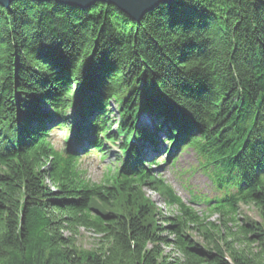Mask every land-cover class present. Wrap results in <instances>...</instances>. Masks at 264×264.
<instances>
[{"label": "trees", "instance_id": "trees-1", "mask_svg": "<svg viewBox=\"0 0 264 264\" xmlns=\"http://www.w3.org/2000/svg\"><path fill=\"white\" fill-rule=\"evenodd\" d=\"M84 134L102 159L120 151L103 184L69 149ZM161 134L171 169L195 157L187 201L129 139ZM245 206L256 220H238ZM0 264H264V0H175L139 22L104 3L0 6Z\"/></svg>", "mask_w": 264, "mask_h": 264}, {"label": "rangeland", "instance_id": "rangeland-1", "mask_svg": "<svg viewBox=\"0 0 264 264\" xmlns=\"http://www.w3.org/2000/svg\"><path fill=\"white\" fill-rule=\"evenodd\" d=\"M109 113L107 115V118L111 120L113 123L118 122V114L116 112L115 105L113 103H109ZM72 115V112L69 113V118ZM144 116L142 117V119ZM145 119V118H144ZM149 121V119H146V123ZM150 123V121H149ZM150 125V124H149ZM114 126V125H113ZM116 125L112 128V131H114L116 128ZM115 128V129H114ZM57 132V131H56ZM164 138L163 136H159V139L162 140ZM53 142L56 148H61L62 146H65L64 142V134L61 132L53 133ZM164 140V139H163ZM162 142V141H159ZM150 145L147 146V148ZM115 149V147L111 146ZM106 148V147H105ZM107 148H109V145H107ZM112 150L110 155L106 157V159H101L99 155H91L86 154L82 155L83 159L81 162V168L84 171H87L88 177L95 183V184H103L107 178L110 177V173L108 170L115 169L118 165L116 164V157L115 155H118V151ZM142 151H144V148H142ZM146 151V150H145ZM177 157V156H176ZM158 164H161V168L156 169L158 175L160 178L163 179L164 183L169 185L174 192V194H177V197L188 200V194L185 192L182 182L186 179V175H183V171L186 169H189L190 166L196 165L195 157L193 153L190 150H186L182 152L176 162L174 163V167L171 169L168 166H165L162 162L157 161ZM155 171V170H154ZM183 175V176H181ZM181 177V180H179ZM187 183L197 190H199L201 193H209L208 192V182L206 179H204L199 173L193 174L192 177L188 178ZM144 193L156 204L158 209L164 210V206L161 203V199L153 192H150L148 189H145ZM210 196L211 193H209ZM200 209L199 207H195V210ZM167 212H165L166 214ZM240 219H257V216L252 209L247 206L241 207L239 211V217ZM210 221L215 222L217 221V217H213L210 219ZM77 244L80 249H89L92 245V238L88 233H81V236L77 240Z\"/></svg>", "mask_w": 264, "mask_h": 264}, {"label": "bare ground", "instance_id": "bare-ground-1", "mask_svg": "<svg viewBox=\"0 0 264 264\" xmlns=\"http://www.w3.org/2000/svg\"><path fill=\"white\" fill-rule=\"evenodd\" d=\"M175 1V0H174ZM173 1V2H174ZM143 117V116H142ZM142 117L140 118L139 117V119L137 120V126H139L140 128L141 127H143V126H145V125H148L149 127H154V123H155V121L153 120V122H151L150 120V123H149V121L146 123V119H148V118H146V116H144V118L142 119ZM72 119V118H71ZM158 123V122H157ZM117 124V123H116ZM150 124V125H149ZM115 126V125H114ZM113 126V127H114ZM116 129H117V126L115 127ZM114 128V129H115ZM116 129L114 130V132L116 131ZM59 132H61V133H63L64 134V131H59ZM85 136H82V138L81 139H78V138H76L75 136L73 137V138H70V142H71V145L69 146V149H71L72 151H74L79 157H81L82 159H83V156L84 155H86V154H89V153H91V155H99V156H101V154L102 153H100V154H97L96 152H95V150L94 151H90L92 148V146H93V144H94V142H96V139L94 138V135H88V134H84ZM159 135V134H158ZM160 136H163L162 134L160 135ZM127 138V136H125V135H120V136H118V140L117 141H115L116 143L118 142V144H119V142H121L122 140H125ZM129 139H130V142L131 143H133L134 142V139L133 138H130L129 137ZM113 140V139H112ZM74 141H76V142H74ZM110 142H111V140L109 141V142H107L106 144L107 145H109V148H107V150H109V151H105L106 152V154L104 155V157H103V159H106V157H108V155H110V153H111V151L112 150H115V149H118L116 146H113V145H111L110 144ZM141 142V141H140ZM159 142V141H158ZM156 144H158V143H156ZM105 146V145H104ZM111 146H113V147H115V149L114 148H112ZM85 151V152H84ZM167 151H169V152H171V153H173V152H175L176 151V149H172V148H167V147H164V148H160L159 146H155L154 148L153 147H151V148H147L146 149V159H148V160H151V159H153V158H156L157 159V161H163L162 160V158H165L166 157V154H167ZM83 155V156H82ZM144 156H145V153H144ZM145 158V157H144ZM82 159H81V161H82ZM196 167V166H195ZM197 170H198V168H197ZM198 172H199V170H198ZM230 172H231V174H233V176H235L236 175V169L235 170H233V169H231L230 170ZM81 178H83V179H85L86 181L85 182H89V183H93V184H95L89 177H88V173H87V171H84L83 172V174L81 175ZM106 181V180H105ZM203 194V193H202ZM203 196H206V197H208V198H211V196L209 195V193L207 194L206 192L203 194Z\"/></svg>", "mask_w": 264, "mask_h": 264}, {"label": "water", "instance_id": "water-1", "mask_svg": "<svg viewBox=\"0 0 264 264\" xmlns=\"http://www.w3.org/2000/svg\"><path fill=\"white\" fill-rule=\"evenodd\" d=\"M15 0H0V6L8 8ZM35 2H54L56 4L78 7L81 9L88 8L95 3H104L114 6L121 13L129 17L134 22H139L143 16L152 11L160 4L172 3L174 0H29Z\"/></svg>", "mask_w": 264, "mask_h": 264}]
</instances>
